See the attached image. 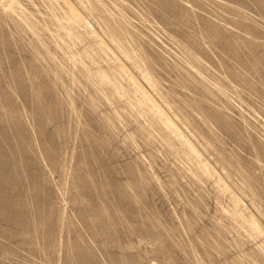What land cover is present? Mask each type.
<instances>
[{
	"label": "rangeland",
	"instance_id": "374dc122",
	"mask_svg": "<svg viewBox=\"0 0 264 264\" xmlns=\"http://www.w3.org/2000/svg\"><path fill=\"white\" fill-rule=\"evenodd\" d=\"M0 264H264V0H0Z\"/></svg>",
	"mask_w": 264,
	"mask_h": 264
},
{
	"label": "bare ground",
	"instance_id": "6f19581e",
	"mask_svg": "<svg viewBox=\"0 0 264 264\" xmlns=\"http://www.w3.org/2000/svg\"><path fill=\"white\" fill-rule=\"evenodd\" d=\"M76 13V12H75ZM75 15V14H74ZM78 16V15H77ZM77 18V17H76ZM161 110V109H160ZM173 124V123H172ZM176 127V126H175ZM196 149V148H195Z\"/></svg>",
	"mask_w": 264,
	"mask_h": 264
}]
</instances>
